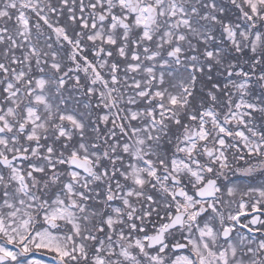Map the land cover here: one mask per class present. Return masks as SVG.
Returning <instances> with one entry per match:
<instances>
[{
	"label": "snow or ice",
	"instance_id": "snow-or-ice-1",
	"mask_svg": "<svg viewBox=\"0 0 264 264\" xmlns=\"http://www.w3.org/2000/svg\"><path fill=\"white\" fill-rule=\"evenodd\" d=\"M0 264H264V0H0Z\"/></svg>",
	"mask_w": 264,
	"mask_h": 264
}]
</instances>
